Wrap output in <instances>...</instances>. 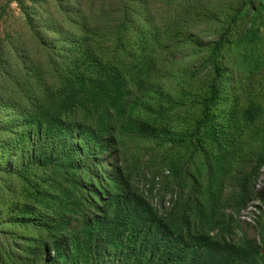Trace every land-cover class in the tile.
Wrapping results in <instances>:
<instances>
[{
	"label": "rangeland",
	"instance_id": "obj_1",
	"mask_svg": "<svg viewBox=\"0 0 264 264\" xmlns=\"http://www.w3.org/2000/svg\"><path fill=\"white\" fill-rule=\"evenodd\" d=\"M119 2L0 0V43L37 59L43 51L38 39L49 46L56 39L52 32L56 26L74 30L79 7L93 27L109 14L119 15ZM141 2L144 22L169 44L163 55L166 61L182 62L184 70L196 72L199 83L188 89L181 106L154 117L155 131L143 141L117 134L111 145H104L103 139L82 144L80 155L69 149L62 155L56 143L54 163L41 167L30 165L29 155L21 163L24 152L18 155L20 162L8 156L0 167V246L8 227L12 231L8 246L19 263L43 264L50 253L54 257L47 228L59 226V232L75 236L96 212L90 205L92 195L81 194L82 186L100 203L109 202L111 210L115 198L127 200L132 195L148 202L158 216L186 217L193 229L187 237L247 247L264 264V0ZM215 46L226 83L203 122L206 87L213 79L205 59ZM56 93L49 88L38 97L36 115L41 120L59 111L63 99ZM118 171L128 179V189L109 185ZM99 183L100 189L95 187ZM80 200L86 204L82 211L86 218L73 206ZM63 261L70 264L68 258Z\"/></svg>",
	"mask_w": 264,
	"mask_h": 264
},
{
	"label": "trees",
	"instance_id": "obj_2",
	"mask_svg": "<svg viewBox=\"0 0 264 264\" xmlns=\"http://www.w3.org/2000/svg\"><path fill=\"white\" fill-rule=\"evenodd\" d=\"M119 5V15L109 14L93 27L79 7L74 30L56 26L52 30L56 39L49 46L38 39L43 51L37 59L10 43L6 47L0 43V167L8 156L18 161L22 152L21 163L29 155L32 166L50 165L56 143L62 155L66 149L80 155L84 154L82 144L103 139L104 145H111L117 134L128 133L143 141L155 131L151 128L154 117L169 115L181 106L188 89L199 83L196 72L184 70L182 62L166 61L169 44L159 30L144 22L141 0H120ZM25 15L31 27L33 22ZM215 54L216 46L205 59L213 79L206 87L203 122L226 83ZM49 88L63 101L57 114L43 121L36 115V104ZM109 185L128 189L130 183L118 171ZM79 189L83 196L92 195L90 205L96 212L75 236L59 232V226L48 227L54 257L50 253L43 264H66L65 258L70 264H260L247 247L187 237L193 232L188 218L158 216L141 198H115L111 210L109 202L100 203L90 189ZM85 205L83 200L73 204L76 214L84 218ZM11 232L8 227L3 230L0 264H21L8 246ZM188 241H193L192 246Z\"/></svg>",
	"mask_w": 264,
	"mask_h": 264
}]
</instances>
